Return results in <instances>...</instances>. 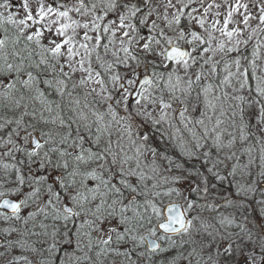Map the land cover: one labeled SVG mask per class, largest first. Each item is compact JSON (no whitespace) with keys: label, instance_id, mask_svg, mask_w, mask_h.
<instances>
[{"label":"snow or ice","instance_id":"obj_1","mask_svg":"<svg viewBox=\"0 0 264 264\" xmlns=\"http://www.w3.org/2000/svg\"><path fill=\"white\" fill-rule=\"evenodd\" d=\"M12 7L0 0V189L11 185L0 190V264H156L177 248L167 264H264V229L254 241L239 225L247 239L234 238L233 218L209 222L200 212L213 204L163 188L217 190L233 204L222 186L252 176L257 152L256 179L233 186L247 198L264 183V0H20L22 16ZM253 37L249 60L241 46ZM143 125L189 160L207 146V175L159 151ZM174 194L184 203L162 217L157 201Z\"/></svg>","mask_w":264,"mask_h":264},{"label":"trees","instance_id":"obj_2","mask_svg":"<svg viewBox=\"0 0 264 264\" xmlns=\"http://www.w3.org/2000/svg\"><path fill=\"white\" fill-rule=\"evenodd\" d=\"M202 11L203 10H201V12ZM256 39H257L256 37H253V39L249 42L248 45H246V46L244 45L243 46L242 54L247 56L249 58V60H251V58H252L251 57V52H252V49H253V47L255 45L254 43H256ZM119 70H120L121 73L127 71L126 69H123V68H121ZM157 70L158 71H163L162 68L157 69ZM53 98L59 99V97H56V96H54ZM162 128H167V125H163ZM229 131H233V129H229ZM143 132H149L151 134L152 138L150 140V143H152L153 146L157 147L159 151L166 152L168 155L172 156L178 162L184 163L185 168H189V169H193V170L200 169L202 172L205 173V175H207L206 166H204V164H203V157H202V153L204 151H208L209 150L207 148V146L204 149L200 150V158L199 159L196 158V157H193L192 159L189 160V159H187L185 157H182L180 155L179 150L176 147L175 143L172 140H170L167 135H164V137L161 138L160 133L153 131L151 125H143L142 129H141V134H143ZM125 143H126V141H125ZM209 143H211V141H209ZM247 143H255V141L254 140H250L249 142H246L245 145H244L245 147L247 146ZM239 148H240V144L238 142L237 149H239ZM234 150H236V149H234ZM212 151H213L212 159H215L216 153H215L214 150H212ZM237 154L238 155L240 154L239 151H238ZM222 155L223 154H221V156ZM255 155H257V163H256V165L253 166V175L251 176L250 182H249V178H250L249 176L243 175L241 172L238 171L234 180H233L232 177H228V180L232 181V185L228 184V182L226 181L224 183V185L222 186L223 188L228 189V191L225 192L224 195L228 196L229 199L234 201L233 204H228L226 202V200H224L225 201L224 204H225L226 207H228L229 213L232 211V208L235 207V210H237L241 216L243 214L248 215L250 210L252 208L255 209V207L258 205L257 201H256V197H258V195H259V190L262 189L261 187H259V182L255 185L256 188H257V191L255 193L250 194L249 197H247V198H245L243 196H239L238 197L236 195V189L233 186L237 182H239L241 184L252 183V181L256 179V172H258V170H259V168H258V165H259L258 152ZM17 156L20 157V154L17 153ZM241 159H242V161L246 162L247 156L243 155L241 157ZM5 160H6V162H8L7 158H5ZM150 160H151V157L149 156V161ZM208 166H210V164ZM229 170L230 169L226 168L224 165H220L221 175H224ZM0 175H3L2 171H0ZM164 175H167V173H164ZM246 177H248L247 178L248 180H246ZM212 182L213 183H218L215 180H213ZM151 183L152 182L149 181V186L151 185ZM10 186L11 185H5L4 189H0V190L6 191L7 188L10 187ZM168 187H179L181 192L183 193V196H184L185 190H184L183 184H181V185H174V184L163 185L164 189H166ZM216 191L217 190H214L213 193L211 195H208L206 198H205L204 194L197 195L196 193H191V194L189 193L187 195V196H190L191 199L196 200L197 204H200V205L213 204L214 205V208H205L203 212H200V215L204 219H206L207 221L212 222V223H215L217 220H219V217H220L219 216V207H220L221 198L216 194ZM183 196L177 197L174 194L171 197H164V198H162V200H158L157 203L161 207V209H163L164 205L169 203V202H171V201H180L182 203V201H184ZM6 197H8V196H6ZM9 197H11V196H9ZM241 200L244 201V207L243 208L239 207V201H241ZM25 211H27V210H25ZM197 212H199V209H197L196 212H192L191 215H196ZM154 223H155V221H154ZM2 226H4V225H3L2 222H0V227H2ZM141 232H143V229L141 230ZM171 238L173 240L177 241V244H179L180 239H181V237L178 236V235L171 236ZM159 242H160V244L163 247H167L168 246V241H159ZM143 250L144 249H138V251H143ZM178 251H182V250L177 248L175 250L169 251L168 253H159V254L154 255L153 259L156 261V264H161V262H163V264H167V261L169 259H171L172 256L176 255V253Z\"/></svg>","mask_w":264,"mask_h":264},{"label":"flooded vegetation","instance_id":"obj_3","mask_svg":"<svg viewBox=\"0 0 264 264\" xmlns=\"http://www.w3.org/2000/svg\"><path fill=\"white\" fill-rule=\"evenodd\" d=\"M259 187L262 189L259 190V195L256 197L257 206L252 208L248 215L243 214L242 216L239 214L237 210H235V207L232 208V211L229 213L228 207L224 204V199H221L220 201V207H219V216H226L229 218H233L235 220V223L228 229L230 232L233 233L234 238L235 234L241 235V228L239 225H243V227L251 232L252 237L253 234L260 237L262 229H264V204H260L259 201L264 200V183H259ZM219 217V218H220Z\"/></svg>","mask_w":264,"mask_h":264},{"label":"rangeland","instance_id":"obj_4","mask_svg":"<svg viewBox=\"0 0 264 264\" xmlns=\"http://www.w3.org/2000/svg\"><path fill=\"white\" fill-rule=\"evenodd\" d=\"M11 2H12V4L14 5V7H12L11 9H9L10 11H13V12H16V11H21L20 9H19V4H20V0H11ZM208 2H210V0H208ZM218 2H220V0H218ZM241 2H243V3H248L249 2V0H241ZM193 6H195V7H199V5L197 4V5H193ZM190 9H186L185 11L187 12V11H189ZM201 10H203V9H200V12H201ZM0 11H2V10H0ZM241 11H243V9H241ZM251 11L253 12V14H258V9L257 8H255V7H253L252 9H251ZM21 16H22V11H21ZM255 25H256V21H253L252 22V26L253 27H255ZM218 35V34H217ZM260 38L261 39H264V34H261V36H260ZM255 44V43H254ZM243 46L244 45H242L241 46V51H243ZM232 57H235L236 55H237V53H232V54H230ZM261 55H262V60L261 61H258V63H260L262 66H264V48H262L261 49ZM220 57L218 56L217 57V59H219ZM221 69H222V67H223V65L221 64ZM234 70V69H233ZM125 72H122L121 74L123 75ZM155 114V113H154ZM250 178H249V182H250V180H251V176H249ZM248 177H246V180H248L247 179ZM183 187H184V190H185V193H184V196H187L188 194H189V192H188V189H187V185L186 184H183ZM184 203V201H182V204ZM248 231V230H247ZM244 235H243V234ZM241 235H243V236H241V238L242 239H247V237L245 236V233L244 232H241ZM253 236L254 237H252V239L254 240V241H256V240H258L259 239V236H256V235H254L253 234ZM249 247H251V244L249 245ZM241 264H243V261H241Z\"/></svg>","mask_w":264,"mask_h":264},{"label":"water","instance_id":"obj_5","mask_svg":"<svg viewBox=\"0 0 264 264\" xmlns=\"http://www.w3.org/2000/svg\"><path fill=\"white\" fill-rule=\"evenodd\" d=\"M4 198L14 199L13 197H4ZM1 199H3V198H1ZM172 202H175V203H177V204H182V203L179 202V201H172ZM169 204H170V202L164 205V207H163V209H162V217L167 215V206H168ZM0 211H3V209H0ZM160 233L162 234V233H163V230H160ZM171 235H176V234H171ZM158 242H159V241H158Z\"/></svg>","mask_w":264,"mask_h":264}]
</instances>
